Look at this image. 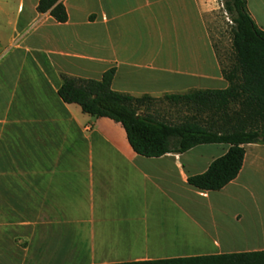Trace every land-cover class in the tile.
I'll use <instances>...</instances> for the list:
<instances>
[{"label": "crops", "instance_id": "0c3cea01", "mask_svg": "<svg viewBox=\"0 0 264 264\" xmlns=\"http://www.w3.org/2000/svg\"><path fill=\"white\" fill-rule=\"evenodd\" d=\"M39 1L0 0V264L264 250V142L244 145L228 185L200 190L189 178L230 144L139 155L121 123L59 95L64 76L110 69L113 90L164 102L227 88L206 0H61L65 22ZM247 4L264 29V0Z\"/></svg>", "mask_w": 264, "mask_h": 264}, {"label": "trees", "instance_id": "16d2710c", "mask_svg": "<svg viewBox=\"0 0 264 264\" xmlns=\"http://www.w3.org/2000/svg\"><path fill=\"white\" fill-rule=\"evenodd\" d=\"M224 1L236 25L232 60L222 68L229 85L224 89L167 95L168 100L182 102L194 110L182 122L170 124L141 112L142 106L148 110L156 99L113 90L114 69L106 71L100 80L64 76L59 89L65 102L79 104L83 112L121 123L139 155L160 157L199 144H230L228 152L213 161L206 172L189 178L192 186L207 191L220 190L238 176L245 144L264 142V29L251 16L247 0ZM38 11H50L59 22L68 19L61 0H40ZM205 113L208 117L204 122L201 114ZM111 264H264V250Z\"/></svg>", "mask_w": 264, "mask_h": 264}, {"label": "rangeland", "instance_id": "374dc122", "mask_svg": "<svg viewBox=\"0 0 264 264\" xmlns=\"http://www.w3.org/2000/svg\"><path fill=\"white\" fill-rule=\"evenodd\" d=\"M207 2V30L211 41L216 50L221 67H227L232 60L233 47L232 38L233 31L236 27L232 21V14L226 9L224 0H206ZM144 106L141 107L143 109ZM149 110V109H148ZM153 110L152 116L156 120L168 122L170 124H178L186 117L192 115L194 110L190 109L182 102L175 103L167 100L166 102L156 99L149 111ZM144 110V112H146ZM208 115L201 114L202 120L205 122ZM239 207L241 204L238 203Z\"/></svg>", "mask_w": 264, "mask_h": 264}]
</instances>
